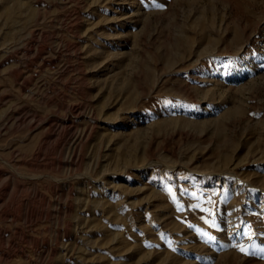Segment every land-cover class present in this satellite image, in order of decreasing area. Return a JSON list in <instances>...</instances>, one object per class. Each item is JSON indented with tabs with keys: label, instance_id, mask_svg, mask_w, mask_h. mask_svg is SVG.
<instances>
[{
	"label": "rangeland",
	"instance_id": "1",
	"mask_svg": "<svg viewBox=\"0 0 264 264\" xmlns=\"http://www.w3.org/2000/svg\"><path fill=\"white\" fill-rule=\"evenodd\" d=\"M0 264H264V0H0Z\"/></svg>",
	"mask_w": 264,
	"mask_h": 264
},
{
	"label": "snow or ice",
	"instance_id": "2",
	"mask_svg": "<svg viewBox=\"0 0 264 264\" xmlns=\"http://www.w3.org/2000/svg\"><path fill=\"white\" fill-rule=\"evenodd\" d=\"M169 191H170V190H169ZM173 198L175 199V197H173ZM213 226H214V225H213ZM205 235H207V234L205 233ZM208 238H209L210 240H211V239H214L213 237H208ZM240 250H241L242 252L245 251V249H243V248H241Z\"/></svg>",
	"mask_w": 264,
	"mask_h": 264
}]
</instances>
